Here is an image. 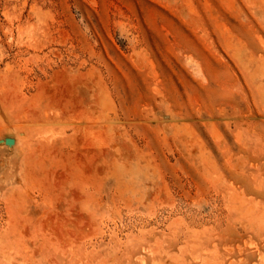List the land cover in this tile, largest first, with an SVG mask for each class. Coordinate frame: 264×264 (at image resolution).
<instances>
[{"label":"rangeland","instance_id":"1","mask_svg":"<svg viewBox=\"0 0 264 264\" xmlns=\"http://www.w3.org/2000/svg\"><path fill=\"white\" fill-rule=\"evenodd\" d=\"M0 264H264V0H0Z\"/></svg>","mask_w":264,"mask_h":264}]
</instances>
